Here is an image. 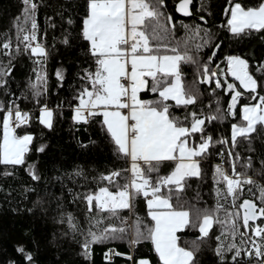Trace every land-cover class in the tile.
<instances>
[{
  "label": "snow or ice",
  "instance_id": "snow-or-ice-1",
  "mask_svg": "<svg viewBox=\"0 0 264 264\" xmlns=\"http://www.w3.org/2000/svg\"><path fill=\"white\" fill-rule=\"evenodd\" d=\"M191 3L192 0H180L176 6L177 12L191 15ZM22 4V17L16 18L15 47L8 37H4L0 43V53L9 58L7 64L0 60V88L7 86L6 78L12 72L11 58L14 53L23 51L38 57L34 61L37 64H41L47 56L45 47L37 37L35 14L38 5L34 0H22ZM228 4L225 8L228 17L226 26L233 35L264 30V0L254 7L244 6L237 0H228ZM164 8L165 0H87L82 36L90 44L95 70L85 69L82 79L88 82V86L76 96L79 103L74 109L73 120L86 123L90 118L102 115V123L118 154L130 158V168L101 177L114 186L115 191L105 186L99 187L95 193L84 195L89 212L93 211L95 202L96 209L120 220L121 226L109 223L99 227L101 221L93 218L88 229L82 233V254L90 258L92 245L106 240L128 238L129 243L135 245L145 239L152 242L161 264H195V254L200 244L209 237L214 225H219L221 234L216 237L219 243L215 251L222 262L226 252L234 253L231 257L233 264H237L242 253L264 261V227L250 223L264 218V184H258L248 176L247 170L252 167L251 158L242 164L243 172L236 171L235 161L231 164V174L222 164L215 166L213 179L223 187L216 189L217 203L214 208H199L183 199L187 181L201 177V161L208 155L213 143L212 137L205 135V120L218 119L222 109L217 108V115L205 118L193 112L181 119L171 114L168 103L174 101L179 107L194 105L198 100L195 88L186 86L182 81L181 63L196 67L202 78L194 83L214 80L217 89L226 84V90L231 93L228 112L233 116L239 115L241 121L231 126V144L234 148L238 137L249 139L258 125L264 126V95L258 92V89L264 88V75L258 81L249 72L247 60L239 56L225 58L227 73L239 81L243 89L254 94L251 96L253 102L237 108L242 92L236 90L233 83L225 81L222 84L217 78L218 72L209 67L216 51L208 57V63L198 58L200 50L211 43L210 33L201 26L190 28L182 25L186 36L180 41L175 40L172 37L175 22L170 14L165 15ZM214 48L218 50L220 44H215ZM256 70L264 74V63L259 64ZM35 75L36 83L30 84V88L33 97L38 98L46 90L47 81L46 75ZM56 75L63 79L59 70ZM144 91L156 94L157 99H141L140 93ZM0 112L5 113L0 139V164L22 165L34 137L28 133L19 135L17 129L29 124L30 113L22 111L15 102L7 107L0 102ZM54 116L55 110L46 104L39 108L38 121L49 129L53 127ZM197 133L200 137L199 142L195 143L192 137ZM43 150V145L37 149ZM228 156L232 158L231 151ZM165 161L176 162L175 167L168 175L161 176L160 165ZM261 163L264 165V162ZM29 170L32 178L38 180L33 165H29ZM123 172H129L130 177L121 184L118 181ZM245 191L253 198H243ZM137 196H143L146 200L148 216L153 222L151 226L144 225L139 217L131 224L118 215L122 209H131L132 200ZM67 221L71 229L77 230L71 215ZM189 228L197 230L199 236L192 241L191 247H182L178 233ZM241 228L245 231L241 232ZM249 230L252 237L259 238L261 242L249 237ZM221 236L230 238L232 242L225 244ZM237 236L240 237V245H245L247 238L252 247L238 246L235 242ZM17 251L31 264L33 257L30 253H26L23 247ZM110 254L124 255L109 250L105 258L110 259ZM126 259L133 261V264H150L146 259L136 261L131 255H127Z\"/></svg>",
  "mask_w": 264,
  "mask_h": 264
},
{
  "label": "trees",
  "instance_id": "trees-1",
  "mask_svg": "<svg viewBox=\"0 0 264 264\" xmlns=\"http://www.w3.org/2000/svg\"><path fill=\"white\" fill-rule=\"evenodd\" d=\"M179 0H165V15L170 14L175 22L172 37L180 41L185 38L186 30L182 25L190 28L201 26L211 36L208 47L202 48L198 58L208 63V57L215 50L214 45L219 43L217 56L209 64L218 72L222 84L233 83L236 90L245 94L241 101L250 103L253 93L240 86L239 81L227 73V56H239L248 61L249 72L258 81L264 75L258 72L257 66L264 63V30L246 32L239 36L233 35L226 26L227 16L225 8L228 0H193L191 17H183L176 11ZM38 7L35 18L37 22L38 41L43 44L47 52L41 64L23 51L12 56V72L8 76L7 86L0 88V102L5 107L15 102L22 111L30 113V122L27 126L17 129L19 135L28 133L34 139L29 152L22 165L0 164V264H28L23 254L17 251L23 247L26 253L33 257L31 264H133L126 259L127 255L134 260L146 259L150 264H161L150 240L141 239L135 245L129 243L128 238L106 240L103 243L92 245L90 258L82 254L83 232L90 226L95 218L101 221L99 227L109 223L120 225V220L112 218L108 213H102L95 208L89 212L84 195L95 193L99 187H115L108 181L101 179L113 171L129 169L130 158L118 154L116 146L103 125V116L90 118L88 122L73 120L74 109L78 106L76 96L78 92L88 86L82 77L85 69L95 70V60L90 54V44L82 36V22L87 13V0H34ZM244 6L254 7L260 0H237ZM22 0H0V43L4 37L11 39L13 48L16 41V18L22 17ZM201 17L204 19L201 20ZM72 23L69 24L68 21ZM30 27V25H28ZM203 35V33H201ZM67 40V43H65ZM22 47V46H21ZM8 57L0 53V60L8 63ZM217 65L219 68H217ZM35 70V71H34ZM63 75L59 79L57 71ZM180 72L182 81L186 86L194 87L198 100L194 105H171L172 115L183 119L186 115L195 112L201 118L217 115L216 109H222L216 120H205V135L212 137V145L208 155L201 161V177L191 178L183 193V199L188 204L199 208H214L217 203L216 189L223 187L217 185L213 179L215 166L222 164L227 172H231V164L235 161L236 171L243 172L242 164L252 160V167L247 170L248 176L264 184V126H257L249 139L238 137L236 146L231 144L232 124H239V115L232 118L227 112V105L231 93L225 87L217 89L215 81L194 83L202 77L192 64L181 63ZM36 73L46 75V90L43 95L34 98L30 84L36 83ZM43 90V88H42ZM264 95V88L258 89ZM141 99H157V95L149 91L140 93ZM37 99L39 103H37ZM46 104L55 110L53 127L47 128L39 123V108ZM5 113L0 112V139H2V119ZM189 123L191 116H188ZM200 134L192 137V141L199 142ZM249 140L251 143H249ZM228 141V143H219ZM44 150L37 151L40 146ZM232 152V158L228 152ZM221 153L223 155H221ZM237 156L239 159H237ZM33 165L38 180H34L29 170ZM175 167L174 161H165L160 165L159 175H168ZM79 173V174H78ZM130 177L129 172H123L118 181L124 183ZM251 187V186H246ZM253 191H256L253 188ZM243 198L253 197L244 192ZM257 203H259L257 201ZM71 215L77 230L69 227L67 218ZM121 219L132 218L134 224L137 217L144 225L151 226L148 216L146 200L137 196L132 200L131 209H122L118 213ZM223 218V214L221 213ZM264 227V218L253 223ZM130 226V225H125ZM241 232L245 229L241 228ZM221 234L219 225H214L195 254V264H233L231 259L234 253L226 252L222 262L216 254L218 241L216 237ZM181 237L182 247H191L192 241L199 236L195 229H186L178 233ZM252 237L251 231L248 233ZM225 244L232 242L230 238L221 236ZM235 242L238 246L251 248L252 245L245 239V245H240V237ZM257 242H261L257 238ZM112 250L110 259L105 253ZM237 264H264L254 255L249 258L242 253Z\"/></svg>",
  "mask_w": 264,
  "mask_h": 264
},
{
  "label": "water",
  "instance_id": "water-1",
  "mask_svg": "<svg viewBox=\"0 0 264 264\" xmlns=\"http://www.w3.org/2000/svg\"><path fill=\"white\" fill-rule=\"evenodd\" d=\"M180 2V0L177 2V4ZM177 4H176V6H177ZM192 5H193V0H192V3L189 5V11H190V13H191V15H184V14H182V13H179V12H177L179 15H181V16H183V17H191L192 15H193V12H192ZM229 6V5H228ZM227 6V7H228ZM177 11V10H176ZM219 50V49H218ZM218 50L217 49H215V51H216V55H215V57H213V59H215L216 58V56H217V53H218ZM243 94V93H242ZM245 97V94H243L242 95V97H241V99H240V101L238 102V105H237V108H239V106L241 105V101H242V99ZM230 100H231V97H230V99H229V102H230ZM229 102H228V105H229ZM228 105H227V112H228ZM229 113V112H228ZM230 116L232 117V118H235L236 116H233V115H231L230 114ZM256 222H258V221H256ZM256 222H250V223H256Z\"/></svg>",
  "mask_w": 264,
  "mask_h": 264
},
{
  "label": "built area",
  "instance_id": "built-area-1",
  "mask_svg": "<svg viewBox=\"0 0 264 264\" xmlns=\"http://www.w3.org/2000/svg\"><path fill=\"white\" fill-rule=\"evenodd\" d=\"M123 111L127 112V110H123ZM129 168H130V160H129ZM229 174H231V172ZM126 220H128V221H130L132 223V218L131 217L126 218ZM255 240L257 241L256 237H255Z\"/></svg>",
  "mask_w": 264,
  "mask_h": 264
},
{
  "label": "rangeland",
  "instance_id": "rangeland-1",
  "mask_svg": "<svg viewBox=\"0 0 264 264\" xmlns=\"http://www.w3.org/2000/svg\"><path fill=\"white\" fill-rule=\"evenodd\" d=\"M140 98H141V96H140ZM244 104H249V103H244ZM2 135H3V132H2ZM23 135V134H22ZM176 163V162H175ZM35 173H37L36 171H35Z\"/></svg>",
  "mask_w": 264,
  "mask_h": 264
}]
</instances>
